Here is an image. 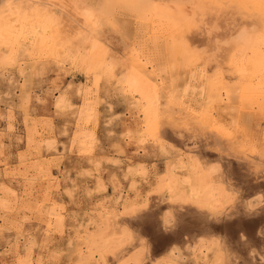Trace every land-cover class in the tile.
<instances>
[{"label": "rangeland", "instance_id": "374dc122", "mask_svg": "<svg viewBox=\"0 0 264 264\" xmlns=\"http://www.w3.org/2000/svg\"><path fill=\"white\" fill-rule=\"evenodd\" d=\"M12 1L0 264H264L258 1Z\"/></svg>", "mask_w": 264, "mask_h": 264}, {"label": "bare ground", "instance_id": "6f19581e", "mask_svg": "<svg viewBox=\"0 0 264 264\" xmlns=\"http://www.w3.org/2000/svg\"><path fill=\"white\" fill-rule=\"evenodd\" d=\"M4 1H9V0H0V2L1 3H4ZM19 1V0H18ZM18 1H15V2H18ZM22 1H24V0H22ZM21 1V2H22ZM251 1V0H250ZM258 2L256 3V1H255V3L256 4H253V2H250L252 5H251V8L253 7V10H255L254 11V13L256 12V10L257 11H261L262 12V14H264V0H257ZM11 2V1H10ZM12 2H14V0L12 1ZM28 2V1H27ZM0 3V4H1ZM230 3V2H229ZM244 3H246V2H244ZM243 3V4H244ZM11 3H9V5H10ZM241 4V3H240ZM242 4V5H243ZM248 4V2L245 4L246 6H248L247 5ZM14 5V4H13ZM12 5V6H13ZM6 6V5H5ZM4 6V7H5ZM15 6V5H14ZM17 8V7H16ZM247 9V8H246ZM250 9V8H249ZM249 9H247V10H249ZM13 10H15L14 8H12L11 6H9V7H7L6 9H4L3 11H0V24L1 23H3V25L5 24L6 26H7V29L9 30V31H11V32H14L15 31V29L19 26V19L17 18V15L16 16H13V15H10L8 12H13ZM251 11H252V9H251ZM6 13H8V14H6ZM259 13V12H258ZM262 17H264V16H262ZM21 21V20H20ZM263 21H264V18H263ZM53 28H54V26H53ZM52 29V28H51ZM8 31V32H9ZM17 31V30H16ZM59 32V31H58ZM51 33V32H50ZM52 33L54 34V33H56V30L55 29H53L52 30ZM13 34V33H12ZM57 34V33H56ZM0 35H2V34H0ZM6 36V35H5ZM47 36V35H46ZM45 37V36H44ZM264 36H262V38H263ZM4 38V37H3ZM47 38H48V36H47ZM47 38H45V39H47ZM50 39V38H49ZM262 41H263V39H261ZM260 40V41H261ZM47 42H48V40H47ZM259 42V41H258ZM264 42V41H263ZM47 44V43H46ZM248 44V43H247ZM254 44V43H253ZM261 44H262V42H261ZM256 45H257V43H256ZM254 54V53H253ZM233 56V55H232ZM253 59V58H252ZM255 61H257V60H255ZM242 62V61H241ZM240 64V63H239ZM256 65H257V67L258 66H260L259 64H258V62H256L255 63ZM243 67V66H242ZM252 67V66H251ZM240 68V67H239ZM244 68V67H243ZM263 68V67H262ZM261 68V69H262ZM245 69V68H244ZM255 76H257V75H255ZM262 84V83H261ZM189 88L190 87H188L187 88V90H189ZM194 89H196V87H194ZM193 89V90H194ZM186 90V91H187ZM198 106V105H197ZM180 160V159H179ZM179 162V161H178ZM186 179H188V178H186ZM194 189V188H193ZM195 190V189H194ZM207 224V223H206ZM209 228V227H208ZM213 229V228H212Z\"/></svg>", "mask_w": 264, "mask_h": 264}, {"label": "snow or ice", "instance_id": "6c2138e0", "mask_svg": "<svg viewBox=\"0 0 264 264\" xmlns=\"http://www.w3.org/2000/svg\"><path fill=\"white\" fill-rule=\"evenodd\" d=\"M39 7H44L45 5L44 4H40V5H38Z\"/></svg>", "mask_w": 264, "mask_h": 264}]
</instances>
